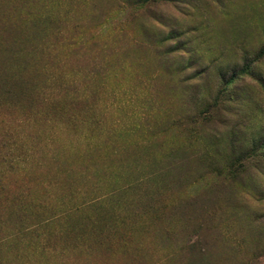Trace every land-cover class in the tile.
Instances as JSON below:
<instances>
[{
    "label": "rangeland",
    "instance_id": "374dc122",
    "mask_svg": "<svg viewBox=\"0 0 264 264\" xmlns=\"http://www.w3.org/2000/svg\"><path fill=\"white\" fill-rule=\"evenodd\" d=\"M0 264H264V0H0Z\"/></svg>",
    "mask_w": 264,
    "mask_h": 264
}]
</instances>
